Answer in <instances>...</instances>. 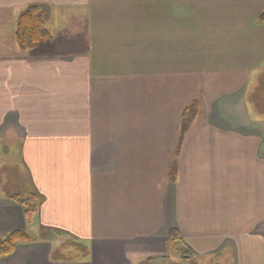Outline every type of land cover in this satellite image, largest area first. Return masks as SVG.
Here are the masks:
<instances>
[{
	"label": "crops",
	"instance_id": "obj_1",
	"mask_svg": "<svg viewBox=\"0 0 264 264\" xmlns=\"http://www.w3.org/2000/svg\"><path fill=\"white\" fill-rule=\"evenodd\" d=\"M196 2L206 15L189 43L173 0H0V161L37 194L40 234L0 264H137L174 229L191 258L264 264V0ZM30 4L50 7L52 40L21 49ZM27 223L3 192L0 235ZM61 237L88 259L53 261Z\"/></svg>",
	"mask_w": 264,
	"mask_h": 264
},
{
	"label": "trees",
	"instance_id": "obj_2",
	"mask_svg": "<svg viewBox=\"0 0 264 264\" xmlns=\"http://www.w3.org/2000/svg\"><path fill=\"white\" fill-rule=\"evenodd\" d=\"M49 15L50 7L46 4H30L20 13L16 23L15 36L21 49L35 48L52 40V36L45 28V21L49 18ZM258 20L264 22V11L258 15ZM198 112L199 101L196 98H193L182 110L180 119V129L182 134L187 132L194 124ZM175 164V161L172 162L168 169V178L170 182H174L176 179L177 168ZM5 192L6 197L10 201L18 204L22 209L24 217L28 222H31L36 208L37 194L30 189H26L20 193H13L10 191ZM32 240L33 237L23 229H12L4 235H0V258L11 255L18 244L29 243ZM73 241L76 243L71 241L63 242L55 247L51 251V259L53 261L61 262L86 261L89 256L88 248L79 241ZM66 243H71L69 245L72 246L75 251L73 255H63V252H61V248H63ZM179 243L180 237L178 232L175 229L171 230L167 250L162 258L166 257L170 249L179 253V250L181 249L178 247ZM148 259H150V261L153 260V258Z\"/></svg>",
	"mask_w": 264,
	"mask_h": 264
},
{
	"label": "rangeland",
	"instance_id": "obj_3",
	"mask_svg": "<svg viewBox=\"0 0 264 264\" xmlns=\"http://www.w3.org/2000/svg\"><path fill=\"white\" fill-rule=\"evenodd\" d=\"M172 6H173L172 20L174 22V25H176L179 28H182L184 31H188L189 43H194L196 41V30H199V28H200L199 27L200 19L202 20L203 16L206 15L205 14L206 11H204V9H202V8L200 10H198L196 0H188V1L173 0ZM209 9H207V10H209ZM198 16H199V20H197ZM200 17H202V18H200ZM174 29H176V27H174ZM178 32H179V29H178ZM189 47L197 49V46H195V45H189ZM114 53L115 52H110V55L114 56L115 55ZM174 53H179V52H173V55H180V53L179 54H174ZM185 54L188 55L185 58L186 61H188V60L192 61V60H194V58H196L195 52H185ZM210 60H212V59H210ZM102 69H103V71H105L107 73H116V72L122 71V67L115 65L112 62H110L109 65L102 67ZM0 164H2V165H0V177H1V179H0L1 180L0 181V195L5 191H10L13 193L19 192L18 186L16 183H14L12 178H13L14 172L19 177L21 176L20 173L25 175V173H23L21 167L13 161H7V162H1L0 161ZM11 170H14L12 175H10ZM10 176H11V179H10ZM21 178H24V177L21 176ZM23 184L24 183L22 182L21 185H23ZM26 232L31 237H33L32 241H35V239L40 237L39 236L40 234H39L38 230H36L34 228L32 221L27 223ZM60 239H62L64 242L71 241L73 243H76L72 240V238L66 239V238L61 237ZM69 244H71V243H66V245L63 248H61V252H63V255L69 256V255H73L75 253L73 247L70 246ZM55 247H57V246H55ZM178 247L184 248V245L179 243ZM54 248H52V250ZM180 250H179V253H177L176 251H173L172 249H170L165 258H162V256H164L163 254H156L155 256H153L152 261H150V259H148V257L145 256L144 258H139L138 259L139 261L137 264H227L226 261H211L212 259H208V258H207V260H204L205 262H203V260L199 261L196 257H192V258L190 257V259L188 260V259L184 258L183 256H181L182 251H180Z\"/></svg>",
	"mask_w": 264,
	"mask_h": 264
},
{
	"label": "flooded vegetation",
	"instance_id": "obj_4",
	"mask_svg": "<svg viewBox=\"0 0 264 264\" xmlns=\"http://www.w3.org/2000/svg\"><path fill=\"white\" fill-rule=\"evenodd\" d=\"M18 193V192H17ZM20 193V192H19ZM72 240H77V239H74V238H72ZM77 241H79V240H77ZM64 241H62L60 244H62ZM79 242H81V241H79ZM82 243V242H81ZM84 244V243H83ZM85 245V244H84ZM86 246V245H85ZM87 248H88V246H86ZM88 250H89V254H90V249L88 248ZM181 251H182V255L181 256H183L184 258H186V259H190V256H189V253L187 252V250H186V247H184V248H181ZM165 254V253H164ZM163 254V255H164Z\"/></svg>",
	"mask_w": 264,
	"mask_h": 264
}]
</instances>
